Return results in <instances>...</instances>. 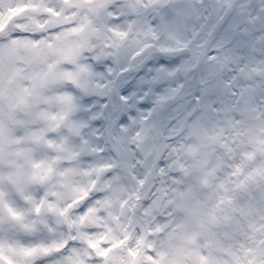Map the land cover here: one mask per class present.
Segmentation results:
<instances>
[{
    "label": "snow or ice",
    "instance_id": "obj_1",
    "mask_svg": "<svg viewBox=\"0 0 264 264\" xmlns=\"http://www.w3.org/2000/svg\"><path fill=\"white\" fill-rule=\"evenodd\" d=\"M0 264H264V0H0Z\"/></svg>",
    "mask_w": 264,
    "mask_h": 264
}]
</instances>
